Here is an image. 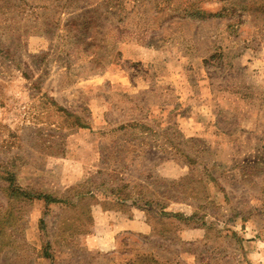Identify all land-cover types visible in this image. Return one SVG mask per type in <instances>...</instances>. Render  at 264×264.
Wrapping results in <instances>:
<instances>
[{"label":"rangeland","instance_id":"1","mask_svg":"<svg viewBox=\"0 0 264 264\" xmlns=\"http://www.w3.org/2000/svg\"><path fill=\"white\" fill-rule=\"evenodd\" d=\"M133 1L104 44L57 1L0 0V264H264V0L203 22Z\"/></svg>","mask_w":264,"mask_h":264},{"label":"trees","instance_id":"2","mask_svg":"<svg viewBox=\"0 0 264 264\" xmlns=\"http://www.w3.org/2000/svg\"><path fill=\"white\" fill-rule=\"evenodd\" d=\"M56 1L61 3V9H63L66 14L71 15L69 17V20L67 19L68 21L65 24L62 23V30H65L69 35H73V37L75 38H80L83 35H89V38L93 41L101 39L104 44H106L107 41L119 43L130 39L128 35H125L126 33H128L129 29L127 27V24L129 23L125 22V15L127 13V4H129L127 2L130 0H51V3H54ZM136 1L138 2V0ZM136 1L133 2L136 3ZM141 1L142 0H139V7L135 5L137 9L144 7ZM174 2V15L173 17H171V20H174L175 18H180L203 22L216 19H223L227 17H230L232 19L234 16H236L238 10V6L236 5V3H230L229 0H220V2H223V6L218 7L217 9L209 8L206 5V0H155V4L156 7L159 8V12H163L167 8L166 6L160 8L161 4H173ZM42 7L44 8V10L52 11V8H50L49 5H43ZM261 8L262 7H255L254 10L258 11L261 10ZM239 9H241L242 11H247V7L245 6L240 7ZM61 13L62 12H60V14ZM55 24L58 26L60 23ZM160 27L161 26H152V28L154 29H158ZM229 27L232 28V25H229ZM145 31H147V29H145ZM146 40L147 39L143 38L141 42H144ZM147 42H149L147 44L150 46L155 45L153 38L148 39ZM60 111L64 112L67 116L73 117V121L78 128L87 127V123H85L84 119L81 118L79 115L71 114L69 111L63 108H61ZM136 125H139V137H143L144 142H146L147 140L146 135H148V133L151 135H159L155 129L143 123L142 121H139V124ZM127 127L128 125H123L119 127V129L122 131ZM162 134H165V132H163ZM169 144L172 146L171 141H169ZM140 152L141 151H139V153ZM164 152L168 154L170 153L167 150ZM174 153L176 155L179 154L184 157L185 160L190 162L191 165L195 164V161L190 159L188 156L184 155L181 149H176ZM7 181L9 182L10 194L16 199H21L28 202L43 201L47 206L62 202V199L55 198L49 194L34 193L32 191L24 190L21 186L18 185L16 175L14 173H10L8 175ZM84 195L85 193H78V196ZM66 200L67 199H65L64 202H66ZM122 200L125 202L127 201L126 199ZM146 203H148V205H152L153 202L146 201ZM163 209H165V207H163ZM165 216H173L174 218L183 221L185 220L187 222H199L200 220H202V218L199 217V214L196 212L189 218H184L182 214L171 215L170 213H165ZM204 225L205 222L202 221L201 225L198 227H204ZM233 237L236 238V234H234ZM47 256L50 255L47 254ZM143 258L144 261L154 262V264H160L149 257H141L139 260L142 264Z\"/></svg>","mask_w":264,"mask_h":264}]
</instances>
